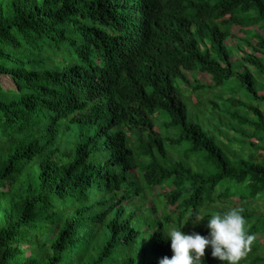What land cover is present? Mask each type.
<instances>
[{"label":"trees","instance_id":"obj_1","mask_svg":"<svg viewBox=\"0 0 264 264\" xmlns=\"http://www.w3.org/2000/svg\"><path fill=\"white\" fill-rule=\"evenodd\" d=\"M235 26L244 34L237 43L251 49L236 46L239 62L227 44ZM261 32L264 0H0V75L15 83L0 82V264H159L174 254L172 227L231 207L244 209L256 237L240 264H264V213L248 206L264 201V155L244 157L233 143L256 147L191 122L177 84L210 76L209 86L192 87L195 96L236 77L264 104ZM220 100L227 124L264 134L259 106ZM156 115L180 129L171 145H190L171 165ZM194 153L204 155L198 170L188 164ZM135 168L152 190L171 181L163 194L178 215L176 224L147 223L145 239L128 209L141 192ZM201 224L186 232L207 235ZM131 244L136 256L121 257ZM205 264L221 262L206 249Z\"/></svg>","mask_w":264,"mask_h":264},{"label":"rangeland","instance_id":"obj_2","mask_svg":"<svg viewBox=\"0 0 264 264\" xmlns=\"http://www.w3.org/2000/svg\"><path fill=\"white\" fill-rule=\"evenodd\" d=\"M233 32L235 33V37L231 38L227 44L229 47H231L232 51L234 52V60L240 61L239 57H244V52H240L236 49V46L239 44L243 47L246 53L251 54L250 48H245L242 44L237 43V38H240L244 36V34L240 31L239 26H235L233 28ZM260 34L264 35V32H261ZM253 45L257 44V41L253 39L252 41ZM257 56H260L258 54ZM189 77V75H188ZM257 80L260 78L256 75ZM198 81V82H196ZM0 82L5 87V89H14L15 83L13 80L5 75H0ZM190 82L192 85H181L180 82H177L178 86L181 88L182 91V97L183 100L186 102L188 106L189 111V120L191 122H198L203 127L207 126V123L210 122L213 126L212 129L207 128V130L211 133L212 137H216L218 139L217 134L222 131L220 138L224 140L225 143H229L228 137H226L225 132H229V136L237 141H244L246 143L252 144L256 148L246 146L241 148L240 145H237V143H233V148L244 157H249V154L251 153H260V155H264V134H258L254 130H252L249 127L240 126L238 123L232 121V124H227L226 121H230L231 119H228L226 116H224V113L222 110H229V106H226L225 103L221 102L220 97L224 98H234L238 100H247L249 103L259 106V108L264 112V104L261 105L257 100L253 99L250 95H248L243 88L241 87L239 81L236 77L232 78L231 81H229L225 86L219 88L218 90H210L207 89L206 91L203 89L202 94L198 95L197 97L192 94L191 89L193 86L199 87L200 85H206L209 86L211 84V78L208 75L205 74H197L196 76H191ZM212 102H215L217 105H219V112L217 114H214L216 109L215 106L212 104ZM261 105V106H260ZM198 106V108H196ZM241 114L246 113L244 110L239 109ZM235 111V110H233ZM242 111V112H241ZM250 119H254L252 115L248 116ZM155 122L157 124L158 130L163 138L166 140V149L168 152V165H171L172 163L176 161H180L183 158V152L184 150L189 147V144L183 145L182 147H176L170 144L169 139L170 138H178L180 136V129L174 128V129H167L164 126V122L167 120V118L162 116H155ZM226 120V121H225ZM224 123V126H220V122ZM208 127V126H207ZM226 127V128H224ZM261 136V137H260ZM256 138H263L262 140H258ZM134 144H131V146L135 149V154L139 155L138 150L136 149L135 145V139L133 140ZM257 154V155H258ZM188 164L193 167L195 170H198V168H202L204 165V155L201 153H194L193 154V160L189 161ZM131 176H134V179L137 180L141 192L139 196L134 197L130 200L128 209L135 210L138 213L137 219L134 221V227L138 230L142 231V238L145 239L147 237L146 234V228L147 223L150 225V227H154L156 224L155 221H157L155 218H158L159 221H161L164 217L170 216V218H173L172 221L175 220V224L178 221V215L175 216V209L173 206L167 205L166 199L164 197V194L166 195L167 189H171V181H166L164 183L163 188H157L156 190H152L149 188L146 183L143 181L141 182V175L143 173L141 172L140 168H135L130 172ZM232 203H238V198H233ZM153 205L156 210H152L150 208V205ZM250 210H256L259 214L264 213V201L263 200H257L248 203ZM185 222V221H184ZM203 224V223H202ZM201 224V225H202ZM183 226V224H182ZM200 226V225H198ZM196 226V227H198ZM195 227V228H196ZM193 226H189L188 224L184 226L183 231L195 229ZM264 237L259 236L258 239H263ZM131 248L128 251H124V255L121 252V257L126 256L127 254H133L136 256L135 250H138V247L136 244H131ZM261 255L264 257V243L262 245ZM124 250V249H123ZM126 254V255H125Z\"/></svg>","mask_w":264,"mask_h":264},{"label":"clouds","instance_id":"obj_3","mask_svg":"<svg viewBox=\"0 0 264 264\" xmlns=\"http://www.w3.org/2000/svg\"><path fill=\"white\" fill-rule=\"evenodd\" d=\"M205 221L209 230L207 235L198 231H183L188 223L195 228ZM166 238L170 239L174 254L170 258L163 257L159 264H205L206 249H210L211 256L221 264H240L256 239L249 231L244 209L238 207L211 214L199 211L192 213L182 227H172Z\"/></svg>","mask_w":264,"mask_h":264}]
</instances>
